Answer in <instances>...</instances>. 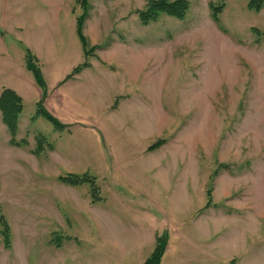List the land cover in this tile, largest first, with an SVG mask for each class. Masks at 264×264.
I'll return each instance as SVG.
<instances>
[{
    "label": "rangeland",
    "instance_id": "1",
    "mask_svg": "<svg viewBox=\"0 0 264 264\" xmlns=\"http://www.w3.org/2000/svg\"><path fill=\"white\" fill-rule=\"evenodd\" d=\"M87 1L83 35L99 48L96 59L77 38L76 0H0V95L20 97L15 140L26 141L10 144L0 113V215L9 228L8 247L0 229V264H142L156 233L168 237L160 264H264V7L224 0L214 21L215 0H187L183 20L142 26L136 12L145 0ZM26 50L46 97L57 95L43 107L62 130L36 113L43 91ZM84 62L90 75L59 92ZM76 91L82 104L71 100ZM123 96L130 107L117 110ZM40 136L49 146L33 154ZM159 140L158 159L146 152ZM93 161L96 169L83 167ZM68 175L95 180L76 190L96 205L102 242L91 239L89 209L71 194L60 199L55 186ZM104 234L127 253L116 258Z\"/></svg>",
    "mask_w": 264,
    "mask_h": 264
},
{
    "label": "trees",
    "instance_id": "2",
    "mask_svg": "<svg viewBox=\"0 0 264 264\" xmlns=\"http://www.w3.org/2000/svg\"><path fill=\"white\" fill-rule=\"evenodd\" d=\"M217 4H210L209 9L211 13V18L214 21L218 20V16L221 14L224 8V0H215ZM247 8L254 12H259L262 7H264V0H246ZM76 5L81 9V14L75 19V31L77 38L81 44L83 53L85 57L94 56V51L99 49L98 47L92 46L89 47L87 39L83 35L84 23L88 17V12L90 10L89 4L87 0H76ZM189 10V3L187 0H145V6L142 10L137 11L136 15L138 17L139 23L142 26H147L152 22H157L162 16H169L177 20H183ZM25 59H26V68L29 70L34 78L37 86L43 91L41 101L37 103L36 113L43 116L46 120H48L55 128L58 130H62L65 128L57 119L51 116L43 107V101L46 97V85L38 64L32 54L26 50L25 51ZM89 64L84 62L78 67L74 68L70 75H68L64 81L72 78L73 76L79 74L84 68L88 67ZM116 102L114 104V107ZM113 108V107H112ZM22 111V103L20 97L12 90L4 89L0 95V113L2 117V122L5 124V127L8 130L10 135V144L15 147H20L23 144H26L25 140L16 141L15 134L17 131L18 124V116ZM46 144L45 138L43 136L38 137L36 149L33 151V154L40 153L44 145ZM164 144V141H157L152 144L148 150L154 151ZM49 146V144H46ZM51 148V147H50ZM214 176L216 172L213 173ZM59 181L61 183H65L71 186H78L82 184H93L95 180L93 178L87 177L86 175L78 176V175H68L65 177H60ZM91 194L97 193L98 187L91 185ZM94 192V193H93ZM211 189L208 188L206 190V207L211 206ZM0 229L1 235L4 241V245L6 247L9 246V228L5 221V219L0 215ZM168 243L167 235L161 234L157 235L155 238L154 249L151 254L146 258V260L142 264H160L162 257L166 251Z\"/></svg>",
    "mask_w": 264,
    "mask_h": 264
},
{
    "label": "crops",
    "instance_id": "3",
    "mask_svg": "<svg viewBox=\"0 0 264 264\" xmlns=\"http://www.w3.org/2000/svg\"><path fill=\"white\" fill-rule=\"evenodd\" d=\"M1 6H2V4H1ZM8 7V6H7ZM56 11H58L57 9H53L52 10V13L53 14H55L56 13ZM55 12V13H54ZM55 22H57V19L55 20ZM27 47L29 46V44H27L26 45ZM29 48V47H28ZM92 58L94 57L95 59H96V56L94 55V56H91ZM103 60V59H102ZM100 65V64H99ZM103 67V66H102ZM105 68V67H104ZM90 70H92V65L91 64H89V66L88 67H86V68H84L79 74H77V75H75V76H73L72 78H70V79H68V80H66V81H64V82H60L59 84H58V86L56 87L57 88V90H59V92H61V90H62V92L67 88V86L70 84V82H74V83H77L79 80H80V77H81V75L84 73V74H88V75H90V73L89 72H87V71H90ZM117 71L118 70H115V71H113V73H117ZM85 72H87V73H85ZM120 72V71H119ZM128 76H131L132 77V73H128L127 74ZM71 91H65L64 93H65V95H67V94H69ZM84 95V94H83ZM83 95H81V94H79L78 93V91H76L75 92V95H74V93L71 95V100L73 101V102H76V104H82V101H84L85 99H84V96ZM55 96H57V95H55L54 94V92H52L50 95L48 94L47 95V97H46V99H45V103L46 104H48L49 102H50V100L52 99V98H54ZM62 95H60V97H61ZM123 99H128V100H126V101H124L123 99L121 100V103L116 107V109L118 110L119 109V107L122 105V104H124V107H130V104H129V97L128 96H123L122 97ZM142 106L143 107H146L147 106V104H143V102H142ZM115 109V110H116ZM161 110V108L159 109V107H158V105H157V108L155 107V112L154 113H156V120H155V124H156V128H157V126H159V121L157 120V119H159V111ZM127 111H130V109H128ZM155 117V116H154ZM65 121H67V120H65ZM4 127V126H3ZM158 150H160V149H156V150H154L153 152H146V153H148L149 154V156H154V157H157L158 159H159V154H162V156L164 157L165 155H164V153H159L158 155H157V151ZM156 158V159H157ZM77 163V162H76ZM76 163L75 164H72V166L75 168V165H76ZM88 165H85V166H83L84 164H82V165H79L78 164V168H79V166L80 167H85V168H87V167H90L91 169H96V161H93V162H91V163H87ZM156 165H158V167H160V164H156ZM104 167H108V165H103ZM77 168V169H78ZM112 168V167H111ZM162 168V169H161ZM160 168V170H159V173H158V175H157V181L158 182H160L161 184H162V186L164 185V183H165V180H166V175H165V168H164V166L163 167H161ZM84 169V168H83ZM88 169V168H87ZM70 171H74V170H70ZM149 171H148V168H145V169H143V173H145V174H143V175H146L147 173H148ZM152 172H154V171H152ZM132 173L133 174H137L138 175V172H137V169L134 171V170H132ZM60 175V174H59ZM56 188H58L59 189V196H60V199L61 200H63V198L65 197V196H67V195H69V194H71V196L72 197H74L73 199H75L76 200V202H79V203H81V204H79V205H82V208H84V209H89V212H90V215H89V219H91V228H92V233H91V239H93V238H96L97 240H99V242H102V232H101V230L99 229V231H98V233H97V231H96V225H97V223H96V221H97V219H99V217L96 215V205L94 206H91V203H89V201H88V199H87V196H86V192L85 191H83V192H80V195H78L77 194V190H76V186H71V185H66V184H64V183H61V182H59L58 184H56V186H55V189ZM86 196V197H85ZM68 197H70V196H68ZM66 200H67V198H66ZM79 200V201H78ZM49 201V204L47 203V201H46V199H45V204H44V206L47 208V206H49L50 208H51V202H50V200H48ZM61 202V201H60ZM88 205H90L91 207H89ZM73 210V209H72ZM72 213H73V216L76 218V219H78V218H80V217H78V216H75L76 214H78L77 212H75L74 210L72 211ZM79 215V214H78ZM105 235V234H104ZM156 236H157V233L156 234H153V239H150V241L151 240H153V241H151L150 242V245H155V238H156ZM105 237L106 238H104L105 239V243H106V245H108L109 246V248H110V250L112 251V253H113V255L116 257V258H120V255H125L126 253H127V251H128V248L125 246V244H123L122 242H120L119 240H116V239H113V237L112 236H109V237H107L106 235H105ZM117 241V242H116ZM101 245H102V243H101ZM104 245V244H103ZM136 246V243H133L132 244V248L133 247H135ZM131 248V249H132ZM151 250H152V248H151Z\"/></svg>",
    "mask_w": 264,
    "mask_h": 264
}]
</instances>
